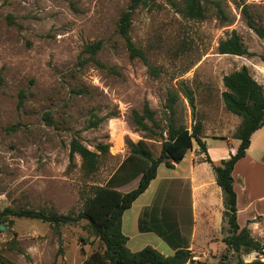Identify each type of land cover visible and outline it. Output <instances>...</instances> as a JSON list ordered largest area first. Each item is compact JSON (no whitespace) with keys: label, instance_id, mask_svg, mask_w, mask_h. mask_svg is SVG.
Wrapping results in <instances>:
<instances>
[{"label":"rangeland","instance_id":"obj_1","mask_svg":"<svg viewBox=\"0 0 264 264\" xmlns=\"http://www.w3.org/2000/svg\"><path fill=\"white\" fill-rule=\"evenodd\" d=\"M213 1L221 2L228 22L217 16ZM201 2L206 10L202 21L184 18L166 0H156L151 9L136 10L130 37L144 51L143 62L129 58L116 34L117 21L130 0H0V212L9 208L77 215L94 188L104 185L129 155V142L142 140L154 158L160 155L161 136L153 138L137 130L131 112H140L147 103L165 139L167 93L189 90L194 113L181 95L176 118L189 130L196 121L202 123L207 155L193 142L186 160L176 169L159 165L156 178L123 213L121 230L128 238L127 248L137 252L149 246L165 256L173 254L156 234L138 231L143 212L157 209L158 214L166 210L177 222L184 245L191 248L193 239L194 257L187 264L217 263L222 255L230 264L240 257L244 262L252 260L251 252L227 251L222 242L227 232L210 164L200 165L194 179L212 185L207 200L214 206L213 217L197 214L193 222L189 185L174 179L186 175L192 155L194 162L208 156L218 165L237 148L239 143L232 137L240 118L224 108L222 78L246 67L264 92L260 59L264 38L247 24L250 19L255 26H264V0ZM232 31L251 57L218 54L219 43ZM97 41H102V48L89 60L83 50ZM21 92L25 98L19 106ZM110 113L115 116L90 127L93 115L104 118ZM72 139L99 155L95 173L85 174L78 156L69 168ZM231 139L230 145L226 140ZM99 144L108 146L106 153L97 150ZM261 168L256 175L264 178ZM137 183L138 179L118 190L127 193ZM244 199L240 196V205ZM244 216L238 221L242 227ZM3 226L0 257L13 264H81L90 253L103 249L85 220L59 226L58 234L52 225L38 220L10 217ZM246 227L264 246V217Z\"/></svg>","mask_w":264,"mask_h":264},{"label":"trees","instance_id":"obj_2","mask_svg":"<svg viewBox=\"0 0 264 264\" xmlns=\"http://www.w3.org/2000/svg\"><path fill=\"white\" fill-rule=\"evenodd\" d=\"M173 10L184 18L195 21H202L206 17V10L201 0H166ZM156 0H130L116 24V34L124 43L130 59H140L146 62L145 53L138 48L130 37L132 17L137 9H151ZM217 11V16L224 23L228 22L224 8L219 1L210 2ZM247 24L259 38H264V26L257 27L248 19ZM102 41H97L86 46L83 54L93 59L102 48ZM220 55L247 56L250 54L244 47L239 35L232 31L229 38L221 41L217 48ZM264 63V52L260 56ZM94 63L100 67L105 66L96 60ZM109 71L117 74L114 68ZM1 81V80H0ZM225 91L222 92V102L225 110L240 118V124L236 128L232 139L237 140L239 145L235 154H229L227 159H222L218 165L212 164L208 156L203 162L210 164L215 177V183L221 190L222 196V221L226 226L227 235L222 239L227 251L239 254L244 251L246 254L256 251L261 258L251 262H244L240 257L236 264H264V246L254 240L247 227L240 228L237 223L236 193L233 188L232 172L236 163L245 157L246 150L250 146V139L253 133L264 127V92L249 74L246 67L225 75L222 78ZM181 95L187 99L189 107L194 113V98L189 90H174L167 93L165 101L166 136L162 137L161 126L155 119L152 109L145 103L141 111L131 112V122L137 130L147 132L153 138L161 136V152L156 158L153 157L148 145L144 141L137 143L129 142V155L122 161L106 183L94 188L92 196L87 198L82 210L77 215H60L55 212H44L30 209H9L0 212V225H5L10 217L17 219L38 220L53 226L58 234V227L64 225H76L81 220L88 223L92 235L102 244L103 249L90 253L81 264H187L192 262L193 253L188 244L184 245V238L181 236L178 224L171 220V215L163 210L158 214L157 209L145 211L138 221V231L141 233H154L169 245L173 254L165 256L152 247H144L140 251L131 252L127 248L128 238L122 234V216L125 211L131 208L135 200L142 195L149 187L151 181L156 178L157 169L163 164L167 169H174L175 165L182 162L188 151L192 149L193 142L207 155L205 142L202 140V123L196 121L191 130L176 118V105ZM24 94H19V106L22 105ZM110 113L104 118H96L91 121L90 127L94 128L105 119L113 118ZM15 129V127H11ZM223 139V138H222ZM97 150L104 154L108 150L107 145L99 144ZM75 156L80 157L82 169L85 174L91 175L98 168L99 155L90 151L76 139L69 143V168ZM138 179L137 186L123 193L118 188L124 187ZM158 214V215H157ZM148 218V220L144 219ZM251 223V222H249ZM60 251V248L59 250ZM0 264H13L0 257ZM230 264L226 255H222L217 263Z\"/></svg>","mask_w":264,"mask_h":264},{"label":"crops","instance_id":"obj_3","mask_svg":"<svg viewBox=\"0 0 264 264\" xmlns=\"http://www.w3.org/2000/svg\"><path fill=\"white\" fill-rule=\"evenodd\" d=\"M226 141L230 145L233 143L232 139L230 141L229 140ZM257 147H259V149H257ZM236 149H233L231 150V152L227 153L224 159H227L230 153L235 154ZM186 156L187 155H185V158L183 160H186ZM194 157L195 156L193 155L190 156L191 160H190V165L187 168V173H185L184 171V174H186L187 176L185 175L182 178L174 179L178 181L182 186H185L187 184L189 185L190 207L192 209L190 217L192 218L193 222L197 214L203 216L204 218H210L211 216L213 217L212 208L214 207L207 200L208 187H211L212 185L204 182L203 180L194 179L195 174L197 173V169L199 168L200 165L204 163L202 160L194 162ZM179 164L175 165L174 169H176ZM261 167L264 168V127L253 133L250 139V146L246 150L245 157L240 159L236 163L232 172L233 188L236 193L237 223L241 215H245L243 218L245 225L244 227H246V225L249 222L255 220L257 217H264V178H260L256 175L257 174L256 170ZM214 183H215V177H214ZM217 191L221 195V190L219 187L217 188ZM240 196L241 197L243 196L245 198L242 205H240ZM221 200H222V196H221ZM260 207H262V211L257 213V210ZM219 211H220V207H219ZM222 211H223V207L221 209V215H222ZM239 227L243 228L240 225ZM192 240L193 239H191V244H190L191 248L189 247V249H192L193 247Z\"/></svg>","mask_w":264,"mask_h":264},{"label":"water","instance_id":"obj_4","mask_svg":"<svg viewBox=\"0 0 264 264\" xmlns=\"http://www.w3.org/2000/svg\"><path fill=\"white\" fill-rule=\"evenodd\" d=\"M0 229L1 230H4V226L3 225H0ZM251 257H252V260L248 261V262H251L253 260H256L257 259V256H259V253L256 252V251H253L250 253Z\"/></svg>","mask_w":264,"mask_h":264}]
</instances>
